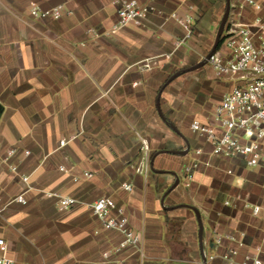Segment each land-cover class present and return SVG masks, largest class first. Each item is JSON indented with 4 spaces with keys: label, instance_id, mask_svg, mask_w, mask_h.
<instances>
[{
    "label": "crops",
    "instance_id": "0c3cea01",
    "mask_svg": "<svg viewBox=\"0 0 264 264\" xmlns=\"http://www.w3.org/2000/svg\"><path fill=\"white\" fill-rule=\"evenodd\" d=\"M116 1L124 0H0V240L7 245L0 258L240 264L258 256L264 263V169L214 155L190 128L211 122L229 85L209 81L203 68L171 81L211 52L218 12L202 13L206 0H143L156 12L114 34ZM32 3L61 5L63 17L33 19ZM173 14L193 19L180 48L187 32ZM138 135L149 145L147 176L137 173ZM195 160L209 166L186 187L185 167ZM19 195L27 205L14 202ZM58 197L77 204L60 211ZM100 197L126 211L142 237L138 248L114 253L121 235L105 230L89 207ZM217 235L233 239L219 245Z\"/></svg>",
    "mask_w": 264,
    "mask_h": 264
},
{
    "label": "built area",
    "instance_id": "2783aa9c",
    "mask_svg": "<svg viewBox=\"0 0 264 264\" xmlns=\"http://www.w3.org/2000/svg\"><path fill=\"white\" fill-rule=\"evenodd\" d=\"M115 4L118 5V18L113 27L114 34L128 26H143L156 12L153 5L144 3L143 0L116 1ZM244 9L249 11V17L245 16ZM29 13L33 19L54 20L61 19L64 14L61 5L44 10L35 3L30 5ZM237 16L242 19L241 24L223 34L218 49L206 65L213 73V78L229 85V89L222 94L220 102L214 107L211 122L205 124L194 121L190 128L211 146L214 155L224 159H240L252 170L264 169V0H241ZM172 19L187 32L184 38L175 43V47L180 48L191 37L193 19L188 15L180 17L177 14H173ZM166 57L170 58L171 55ZM138 136L141 139L142 167L137 169V173L147 176L149 145L145 139ZM65 144L64 141L60 143L61 146ZM202 154V150L195 153L197 157ZM202 166L207 167L209 163L195 160L185 167L186 187L191 186L195 172ZM11 169L13 172L17 171L16 167ZM61 171L65 169L62 168ZM85 175L87 178L92 177L89 173ZM23 181L28 183L29 177H23ZM123 188L129 191L132 187L125 184ZM14 202L27 205L24 195L17 196ZM76 204L75 199L58 197L60 211H68ZM89 207L105 230L121 235L122 240L114 249V253L118 254L141 245V235L130 227L126 211L119 207L112 197H100L90 203ZM258 212L259 208L254 209L255 214ZM228 239L233 238L221 235L216 237L219 245ZM0 249L3 252L7 250V245L2 240ZM104 258L109 260L110 253H105ZM210 259L213 260L214 257ZM223 259L232 262L228 256ZM0 264H14V261L1 257ZM240 264L264 263L260 257L254 256L246 257Z\"/></svg>",
    "mask_w": 264,
    "mask_h": 264
},
{
    "label": "rangeland",
    "instance_id": "374dc122",
    "mask_svg": "<svg viewBox=\"0 0 264 264\" xmlns=\"http://www.w3.org/2000/svg\"><path fill=\"white\" fill-rule=\"evenodd\" d=\"M207 3H204V9H203V12L202 13H208V12H212L214 13L215 11L218 12V21H217V25L215 27V30H214V34H213V39H215L216 35H217V32H218V29H219V26L221 24V21L223 19V16L226 12V0H206ZM230 5H231V12H230V17H229V20L226 24V27H225V32L229 31L232 27H237L241 24L242 22V19H239L238 16H237V12L239 11V8H240V5H241V0H230ZM247 13L248 10L247 9H244V13ZM201 13V14H202ZM211 15V14H209ZM224 32V34H225ZM208 66H205L203 69H202V73L206 75V79H208L209 81H214V83L218 86H222L224 87V84L221 83V82H218L217 80H215L210 74H209V71L207 70ZM225 92V91H224ZM218 93V92H217ZM220 93V91H219ZM216 94H214L213 96L210 95L209 96V105H213L215 101H212V100H215L217 99V97H215Z\"/></svg>",
    "mask_w": 264,
    "mask_h": 264
},
{
    "label": "water",
    "instance_id": "95a60500",
    "mask_svg": "<svg viewBox=\"0 0 264 264\" xmlns=\"http://www.w3.org/2000/svg\"><path fill=\"white\" fill-rule=\"evenodd\" d=\"M226 12L223 16V19L221 21V24L219 26V29H218V32H217V36H216V41H215V44L211 50V52L207 55V57L201 62L199 63L197 66L193 67V68H190V69H186L184 71H181L177 74H175L172 78H171V81L177 79L178 77H180L181 75L183 74H187L189 72H193V71H196V70H199V69H202L204 68L206 65H207V62L208 60L211 58V56L216 52V50L218 49L220 43H221V40H222V37H223V34L225 32V27H226V24L229 20V17H230V12H231V5H230V0H226ZM188 152L185 151V152H177L176 154L178 155H186ZM179 184V181H177L176 183V186ZM199 222L201 223V219H199ZM201 227V232H202V226Z\"/></svg>",
    "mask_w": 264,
    "mask_h": 264
}]
</instances>
